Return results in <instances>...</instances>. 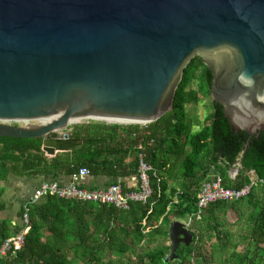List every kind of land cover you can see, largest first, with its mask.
Wrapping results in <instances>:
<instances>
[{"label": "water", "instance_id": "95a60500", "mask_svg": "<svg viewBox=\"0 0 264 264\" xmlns=\"http://www.w3.org/2000/svg\"><path fill=\"white\" fill-rule=\"evenodd\" d=\"M196 57L248 146L264 131V0H0V138L56 157L84 143L74 124L155 123ZM168 235L166 264L194 240L181 220Z\"/></svg>", "mask_w": 264, "mask_h": 264}, {"label": "trees", "instance_id": "16d2710c", "mask_svg": "<svg viewBox=\"0 0 264 264\" xmlns=\"http://www.w3.org/2000/svg\"><path fill=\"white\" fill-rule=\"evenodd\" d=\"M212 81L210 70L196 57L184 71L174 109L157 122L126 130L94 122L75 127L72 137L84 143L51 159L41 138H0V181L60 171L72 176L83 167L92 175L138 177L141 155L152 167L151 197L131 203L128 210L58 197L33 205L24 248L0 258V264H166L170 224L191 218L194 240L189 247L180 246V261L168 264H192L212 234L220 246L203 264H264V131L247 146L249 134L234 132L223 107L214 102L207 123L194 121L187 107L211 97ZM236 166L239 174L231 179ZM251 172L258 183L250 195L231 204L213 203L196 218L204 182L219 176L225 188L239 190L251 184ZM21 229L22 223H0V245Z\"/></svg>", "mask_w": 264, "mask_h": 264}, {"label": "built area", "instance_id": "2783aa9c", "mask_svg": "<svg viewBox=\"0 0 264 264\" xmlns=\"http://www.w3.org/2000/svg\"><path fill=\"white\" fill-rule=\"evenodd\" d=\"M20 125L24 126L25 123H20ZM122 125L128 126L138 124ZM140 148L142 147L140 146ZM151 171L152 167L145 161L144 156L141 155L138 173L140 186L137 191L129 192H126L119 184L101 190H88L80 187L79 182L91 175L90 169L85 167L81 168L79 172L71 176L72 182L69 185H61L56 181L45 182L35 190L32 197L24 204L21 216L22 229L16 236L8 238L2 245H0V258L6 259L9 255L16 256L17 253L24 248L27 235L30 231V212L33 205L41 204L44 200L50 197H58L81 203L107 204L115 206L118 209L128 210L131 203H146L151 197L152 190L149 179V173ZM257 183L258 179L255 181L251 178L250 185L239 190H234L225 188L223 186V179L219 176L213 180L204 182L197 197L198 212L196 213V218L201 219L202 212L213 203L222 201L231 204L247 197ZM261 183L264 184V181H261ZM192 221L191 218L190 224H192Z\"/></svg>", "mask_w": 264, "mask_h": 264}, {"label": "crops", "instance_id": "0c3cea01", "mask_svg": "<svg viewBox=\"0 0 264 264\" xmlns=\"http://www.w3.org/2000/svg\"><path fill=\"white\" fill-rule=\"evenodd\" d=\"M92 122L77 123L70 126L67 132L71 134L75 127H81L84 125H89ZM109 126L119 125L124 130L131 125L122 124H107ZM146 126V125H141ZM117 133V132H116ZM121 137H126V132L123 133ZM73 138V137H72ZM72 152V151H71ZM69 152V153H71ZM62 154V153H60ZM48 158L49 157L45 154ZM130 168H127L129 171ZM234 170L230 172L231 179H235ZM56 181L61 185H69L72 182L71 175L67 172L60 171L55 175H35V176H10L6 181H0V205L2 209L0 210V223L9 222L12 226L19 225L21 223V216L23 211V206L34 194L35 190L39 188L45 182ZM119 184L126 190H135L139 186V179L137 175H126L122 178L110 177L105 174L90 175L84 180L79 182V186L88 190H101L106 189L113 184Z\"/></svg>", "mask_w": 264, "mask_h": 264}, {"label": "rangeland", "instance_id": "374dc122", "mask_svg": "<svg viewBox=\"0 0 264 264\" xmlns=\"http://www.w3.org/2000/svg\"><path fill=\"white\" fill-rule=\"evenodd\" d=\"M193 88H197V85L194 84ZM212 104H213V100L212 97H209L204 103H200V104H192L189 105L187 107L188 113L191 116V118L196 121V122H200V123H207V117L211 114L212 112ZM83 122H88V121H83ZM82 122V123H83ZM89 122H94V123H101V122H96V121H89ZM102 124H106V123H102ZM196 130H199L198 127L195 128ZM237 169H239L238 166L233 167L230 172L232 170H234V176L237 177V175L239 174V171L237 172ZM250 176L252 179H254L255 181H257V176L255 173H250ZM235 218L232 215V220H234ZM186 224H188L190 227V230H192L191 228V224H190V219L188 221L183 220ZM234 230V229H233ZM194 232V230H192ZM167 245H170V241L167 243ZM220 246V242L217 239V237L212 234L209 237H206L205 239V243H203L202 247H201V254H199L198 252H196L193 257H192V264H203L204 263V259L209 261L210 260V256L213 252L214 249L218 248ZM116 259V258H114ZM223 264V263H222Z\"/></svg>", "mask_w": 264, "mask_h": 264}]
</instances>
